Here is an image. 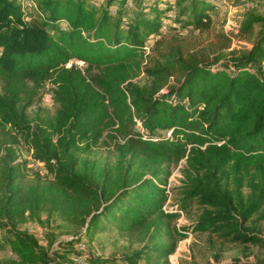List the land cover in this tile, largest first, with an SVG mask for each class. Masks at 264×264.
<instances>
[{
  "label": "trees",
  "instance_id": "16d2710c",
  "mask_svg": "<svg viewBox=\"0 0 264 264\" xmlns=\"http://www.w3.org/2000/svg\"><path fill=\"white\" fill-rule=\"evenodd\" d=\"M29 1L0 0V153L23 141L46 172L28 174L26 161L15 160L10 149L0 167L1 213L23 221L40 209L64 213L104 197L111 176L100 174L93 184L76 152L96 146L105 133L121 136L117 145L128 165L146 172L137 179L116 176V190L88 213L85 236L107 224L131 236L145 232L148 242L118 259L90 258L91 264L141 258L159 264L189 232H209L225 243L263 242L257 222L264 219V15L248 12L237 29L213 32L224 48L258 28L250 45L226 61L221 54L211 59L192 40L164 35L188 28L209 33L220 0ZM140 73L142 84L133 81ZM47 82L53 112L38 108L29 117L27 108ZM136 121L147 135L129 134ZM157 129L170 134L153 138ZM182 158L181 196L164 209L168 165ZM192 204L201 208L196 220L174 226ZM12 232L8 244L21 259L17 264H72L70 248L48 256Z\"/></svg>",
  "mask_w": 264,
  "mask_h": 264
},
{
  "label": "rangeland",
  "instance_id": "374dc122",
  "mask_svg": "<svg viewBox=\"0 0 264 264\" xmlns=\"http://www.w3.org/2000/svg\"><path fill=\"white\" fill-rule=\"evenodd\" d=\"M218 9L213 14L214 29L209 33L199 32L191 28L185 30H174L165 33L168 38L175 34L192 40L198 48L208 52L212 59L218 55H222L221 60H229L231 53L238 55V50L248 47L252 42L258 28L255 27L253 32L248 36L240 39H233L229 47L218 48L216 38L213 32L228 31L237 29L248 12L264 15V0H220ZM101 2V0H99ZM105 0L102 1V4ZM129 7L133 8V2L129 3ZM33 12V10H27ZM215 30V31H214ZM237 51V52H236ZM72 62V61H70ZM74 63L82 68L86 65L80 61ZM92 71H96L92 68ZM146 80L143 73L138 74L133 81L142 84ZM30 84V83H29ZM2 84L0 81V92ZM53 85L49 82L42 86L38 93L34 96L33 104L27 108L26 112L32 117L38 108H45L49 112H53L55 103L52 97ZM33 123V121H32ZM127 131L129 134L139 133L147 135L146 131L141 127L140 122L129 124ZM168 136V132L157 129L153 138ZM121 136L110 139L105 136L99 140L96 146L89 148L87 151L76 152L79 158V166L85 167L93 173V184H99V175L111 176V184L106 195L95 199H88L75 203L66 212L61 213L51 211L48 208L40 209L34 215L23 221L14 219L8 220L0 210V221L5 223L6 227H0V264H17L21 261L20 257L14 253L8 244L13 238V232L25 234L29 240L36 242V247L42 249L47 255L60 254L63 248H70L72 264H91L90 258L93 257H114L121 258L131 253L133 250L140 248L148 242L147 234L139 233L129 235L118 231L112 225H105V228L99 232H95L92 236H85V221L88 219V213L95 208L101 207L100 202L109 198L116 190L114 180L118 174L126 172L129 177L137 179L146 172L134 165H128V155L121 151L117 143H123ZM10 149L15 150V160L26 161V172L32 174L39 172L45 174L46 168L31 162V151L27 145L21 141L16 145H6L0 153V167L3 166L11 157ZM41 162V161H40ZM185 160L180 159L178 162H171L169 168L167 186L170 187V193L164 205L176 206L181 191L178 188L182 184L184 178L183 167ZM127 167V169L125 168ZM41 170V172L39 170ZM244 191L247 188L244 187ZM2 187L0 186V205H1ZM201 213V208L196 204H192L187 211L179 212L178 217L172 221V224L179 228L180 226L189 225L196 220ZM258 227L262 228L260 235L264 239V219L257 222ZM82 237L73 246L63 244L71 237ZM70 254V253H69ZM236 260L245 262L246 264H264V241L260 243H225L220 238L209 232H189L185 237L178 240L175 251L164 262L163 259L159 264H230ZM138 264H145V258L139 259Z\"/></svg>",
  "mask_w": 264,
  "mask_h": 264
},
{
  "label": "built area",
  "instance_id": "2783aa9c",
  "mask_svg": "<svg viewBox=\"0 0 264 264\" xmlns=\"http://www.w3.org/2000/svg\"><path fill=\"white\" fill-rule=\"evenodd\" d=\"M103 0H101V2H102ZM23 3L25 4V5H27V6H31V2L29 1V0H23ZM168 23H169V21H167L163 26H162V33H165L166 31H167V25H168ZM157 37H153V40H155ZM148 50H149V47L148 46H146V51L148 52ZM70 63L71 62H68L67 64H66V66H70ZM170 134V131H168V135ZM31 160V162L32 163H35V164H37V165H39L40 167H44V164H43V162H40L39 160H36V159H34V158H31L30 159ZM39 170V169H38ZM40 172H41V170H39ZM164 209H166V205H164V207H163ZM180 213H183L182 211H180Z\"/></svg>",
  "mask_w": 264,
  "mask_h": 264
}]
</instances>
